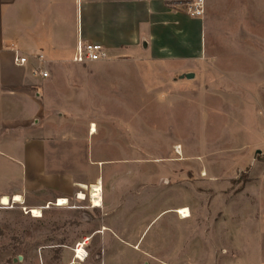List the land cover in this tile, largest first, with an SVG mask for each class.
Returning <instances> with one entry per match:
<instances>
[{
	"label": "rangeland",
	"instance_id": "374dc122",
	"mask_svg": "<svg viewBox=\"0 0 264 264\" xmlns=\"http://www.w3.org/2000/svg\"><path fill=\"white\" fill-rule=\"evenodd\" d=\"M202 17L208 55L183 72L192 78L158 63L72 67V107L61 98L60 112L44 115L59 129L46 140L58 144L48 147L50 170L86 186L62 182L68 198L59 197L67 201L59 207V198L53 205L27 195L39 218L27 204L0 209V264H64L63 251L74 264H91L100 249L92 232L135 201L151 206L132 213L138 229L160 209L185 205L205 232L236 237L237 250L252 251L250 263L258 256L264 264V0H204ZM98 181L94 207L89 189ZM78 243L83 261L74 258Z\"/></svg>",
	"mask_w": 264,
	"mask_h": 264
},
{
	"label": "crops",
	"instance_id": "0c3cea01",
	"mask_svg": "<svg viewBox=\"0 0 264 264\" xmlns=\"http://www.w3.org/2000/svg\"><path fill=\"white\" fill-rule=\"evenodd\" d=\"M188 1L0 0V209L24 208L27 195L54 205L59 197L68 198L63 188L67 184L70 190H84L81 183H72L68 176L59 179V172L50 170L55 160L48 147L58 144L56 138L51 146L46 134L58 135L59 129L44 116L60 112L61 98L72 107V67L78 64L72 56L78 41L102 44L109 58L98 62L105 64H166L184 75L189 67L205 64L208 31L203 17L186 12ZM15 54L27 62L14 63ZM36 66L48 77L33 75ZM55 178L61 181L59 187L53 184ZM100 181L102 185V177ZM44 189L49 194H40ZM15 196L23 201L14 203ZM4 197L8 205L2 203ZM27 205V210L37 207ZM117 207L91 234L99 236L100 248L91 264H260L258 256L257 263L248 261L252 251L237 250L236 237L205 232L191 215L180 217L176 210L185 205L160 209L144 229H138L131 215L146 211L150 203ZM162 214L167 219L145 239L147 228ZM62 257L64 264H74L67 251Z\"/></svg>",
	"mask_w": 264,
	"mask_h": 264
},
{
	"label": "built area",
	"instance_id": "2783aa9c",
	"mask_svg": "<svg viewBox=\"0 0 264 264\" xmlns=\"http://www.w3.org/2000/svg\"><path fill=\"white\" fill-rule=\"evenodd\" d=\"M186 12L192 17H202L204 14V0H190L186 3ZM38 58H41L38 55ZM109 58L108 51L100 43H89L78 41L75 51L72 56V61L78 64H87L92 62L104 61ZM14 63L23 65L27 62V57L16 55L14 56ZM32 74L42 78L48 77V72L42 66H36L32 69ZM90 196V189H89ZM78 198V193H77ZM79 199V198H78ZM91 204L92 201L89 198ZM57 203V202H56ZM74 256L77 254V247L73 249Z\"/></svg>",
	"mask_w": 264,
	"mask_h": 264
},
{
	"label": "bare ground",
	"instance_id": "6f19581e",
	"mask_svg": "<svg viewBox=\"0 0 264 264\" xmlns=\"http://www.w3.org/2000/svg\"><path fill=\"white\" fill-rule=\"evenodd\" d=\"M91 132L94 133L95 132V126L92 124L91 125ZM99 184V185H98ZM83 188H85V186H82ZM101 192H102V188L101 185L99 183V181L95 184V185H90V199L92 201V204L94 207H99L101 205ZM85 195L83 193H79L78 194V198H80V200H84ZM15 202H22V198L21 196H15L13 199H11ZM56 206H63L67 203L66 199L64 198H59L57 201ZM2 203L4 205H8V199L7 198H3L2 199ZM180 215V217H188L189 216V210L187 208H179V210L177 211ZM28 213H30L33 217L39 218L42 216L41 214V210L37 207H33L30 208L28 210ZM77 254L74 256L75 259H78L80 261H83L85 259V250L83 249V246L81 244H77Z\"/></svg>",
	"mask_w": 264,
	"mask_h": 264
},
{
	"label": "water",
	"instance_id": "95a60500",
	"mask_svg": "<svg viewBox=\"0 0 264 264\" xmlns=\"http://www.w3.org/2000/svg\"><path fill=\"white\" fill-rule=\"evenodd\" d=\"M184 77H186V78H192L193 77V74H191V73L185 74Z\"/></svg>",
	"mask_w": 264,
	"mask_h": 264
}]
</instances>
